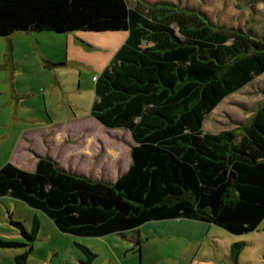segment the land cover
<instances>
[{"label": "trees", "instance_id": "obj_1", "mask_svg": "<svg viewBox=\"0 0 264 264\" xmlns=\"http://www.w3.org/2000/svg\"><path fill=\"white\" fill-rule=\"evenodd\" d=\"M127 0H0V37L17 32H125L95 85L92 116L131 134V164L115 182L92 180L40 157L29 172L0 168V198L22 201L78 238L124 236L151 222L192 220L242 236L264 221V103L244 127L213 135L206 118L264 74V19L226 28L194 9ZM256 12V10L253 8ZM12 225L28 241L40 229ZM6 247L19 246L8 242ZM86 255L82 264L96 258ZM245 243L231 249L239 264Z\"/></svg>", "mask_w": 264, "mask_h": 264}, {"label": "rangeland", "instance_id": "obj_2", "mask_svg": "<svg viewBox=\"0 0 264 264\" xmlns=\"http://www.w3.org/2000/svg\"><path fill=\"white\" fill-rule=\"evenodd\" d=\"M127 1L131 5L140 2L146 7H166L162 4L170 3L181 9H194L217 25L244 31L255 25V18L264 19V0ZM106 34L110 36H101ZM123 35L125 32H17L0 37V64L5 61L10 66V59L14 58L22 67L20 78H27L26 86L37 94L36 97H27L26 101L37 102V108L45 109L47 105L45 117L48 118V113L55 107L58 110L64 108L67 116L77 114L90 118L95 98L92 77L108 65V54L114 46L105 39ZM263 103L264 74L220 103L206 118L203 130L213 135L235 130L241 135ZM69 132L72 136L68 135L63 145H72L76 155L67 170L92 180L115 182L129 168L134 142L128 131L95 128L88 123L83 129L77 126ZM52 148L46 143V149L50 151ZM54 149L53 152L61 155ZM1 151L8 153L6 146ZM34 217L39 221L40 229L32 243L33 251L28 255L29 264H82L87 257L76 242L96 254L90 264H225L222 254L227 255L238 243H245L239 264H264V221L256 231L242 236L217 227L214 235L194 243L181 238L161 237L158 232L170 231L160 222L147 223L124 236L78 238L59 231L42 212L9 197L0 198V243L13 242L19 246L0 244V264H15L16 256L29 252L27 246L21 245H27L28 241L12 222L22 223L31 232ZM216 247L221 251L218 252Z\"/></svg>", "mask_w": 264, "mask_h": 264}, {"label": "crops", "instance_id": "obj_3", "mask_svg": "<svg viewBox=\"0 0 264 264\" xmlns=\"http://www.w3.org/2000/svg\"><path fill=\"white\" fill-rule=\"evenodd\" d=\"M126 39L127 33L116 38L107 37L105 39L110 40V43L114 45L108 54V65ZM10 60V66L6 65L5 61L0 64V168L11 162L20 169L33 172L40 157H49L66 169L68 164L74 161L76 155L72 145H63L65 138H68V135L72 136L69 130L77 126L83 129L84 125L86 126L88 123L95 128L105 127L92 116L91 111L90 118L86 115L85 117L77 114L67 116L64 108L58 110L53 107L48 113L49 115L47 114L48 118L45 117L44 111L45 109L48 110V106L45 105V109L37 108V102L26 101L27 97H36L37 94L34 89H28L26 86L29 82L27 78H20L19 71L22 67L18 66L14 58ZM105 64L106 61L103 67ZM86 68L89 69V65ZM103 71L100 70L98 74L93 75L92 80L95 85ZM46 143L53 146L50 151L46 149ZM4 146L8 149L7 154H3L1 151ZM54 148L61 153L60 157L52 151L55 150ZM36 219L34 217L33 221L35 222ZM160 224H163L170 231L166 232V235L162 231L158 232L161 237L181 238L190 243L204 240L217 232L215 225L192 220H169L160 222ZM216 250L221 251L217 247ZM230 255L231 252L227 255L222 254L225 264H231Z\"/></svg>", "mask_w": 264, "mask_h": 264}]
</instances>
